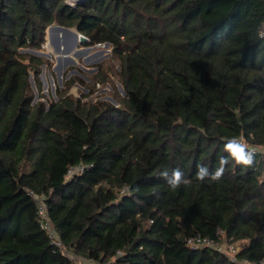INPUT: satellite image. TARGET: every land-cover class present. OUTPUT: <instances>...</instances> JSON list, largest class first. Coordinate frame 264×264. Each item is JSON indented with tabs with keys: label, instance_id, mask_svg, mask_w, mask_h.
Masks as SVG:
<instances>
[{
	"label": "trees",
	"instance_id": "1",
	"mask_svg": "<svg viewBox=\"0 0 264 264\" xmlns=\"http://www.w3.org/2000/svg\"><path fill=\"white\" fill-rule=\"evenodd\" d=\"M73 2L0 0V264H264V0ZM52 25L110 47L117 105L41 95L51 62L24 51ZM96 67L90 93L108 81ZM233 139L253 164L198 180ZM219 231L241 243L237 261L186 243Z\"/></svg>",
	"mask_w": 264,
	"mask_h": 264
},
{
	"label": "rangeland",
	"instance_id": "2",
	"mask_svg": "<svg viewBox=\"0 0 264 264\" xmlns=\"http://www.w3.org/2000/svg\"><path fill=\"white\" fill-rule=\"evenodd\" d=\"M69 3L74 5L73 0H69ZM48 39V36H46V43L42 50L24 51L51 62L50 67L46 65L41 67V95L47 99L56 101L62 93H67L78 99H82L84 102L105 101L115 105H117L116 98L126 96L121 85V80L116 75L120 71V67L117 64V60L112 58L113 51L108 45L85 46V44H78L74 50L75 53L73 52L71 55L74 61L63 70L60 76L59 71L54 69V67L60 65L61 62L64 63V58H61L62 61L60 62V54L55 51L54 46H51ZM38 53L49 54L50 58ZM100 63L106 64L108 81L105 84H97L96 82L95 92L90 93L91 87L95 85V77L98 75L96 66ZM33 88L36 91L35 102L43 100L41 95H39L40 93H37L34 82ZM70 257L74 260V264H82L79 258H75L73 255H70Z\"/></svg>",
	"mask_w": 264,
	"mask_h": 264
},
{
	"label": "built area",
	"instance_id": "3",
	"mask_svg": "<svg viewBox=\"0 0 264 264\" xmlns=\"http://www.w3.org/2000/svg\"><path fill=\"white\" fill-rule=\"evenodd\" d=\"M240 144L244 145L243 141H238ZM72 173V170L69 171V174ZM35 199L40 202L39 205V215H40V225L41 228L47 232L52 244H54L60 251L64 254H68L66 248L64 247L60 237L55 232L46 211V206L43 203V200L38 198L37 196L31 194ZM218 238H208L203 237L201 235H194L187 238L186 243L187 245L193 250H203V249H212L218 252H222L223 254L227 255L232 261H237L236 255L239 253L241 249V243L229 241L225 237L224 231L218 232ZM78 264V263H77ZM84 264H93L90 262H84Z\"/></svg>",
	"mask_w": 264,
	"mask_h": 264
},
{
	"label": "clouds",
	"instance_id": "4",
	"mask_svg": "<svg viewBox=\"0 0 264 264\" xmlns=\"http://www.w3.org/2000/svg\"><path fill=\"white\" fill-rule=\"evenodd\" d=\"M226 148L229 150V158L220 157V166L215 169L213 173H210L207 167L200 166L197 172L198 180L203 181L206 178L210 177L211 180L218 181L219 179H221L225 170V165L230 162V159L234 160L236 164H241L244 166H251L253 164V152H246L245 146L237 142L235 139L230 140L227 143ZM162 175L164 177H168V172L165 171L164 173H162ZM182 178L183 173L180 171V169L177 168L172 171L171 178L168 179V183L173 189H175L179 187L182 182L187 183V181L182 180Z\"/></svg>",
	"mask_w": 264,
	"mask_h": 264
},
{
	"label": "water",
	"instance_id": "5",
	"mask_svg": "<svg viewBox=\"0 0 264 264\" xmlns=\"http://www.w3.org/2000/svg\"><path fill=\"white\" fill-rule=\"evenodd\" d=\"M50 31V34H49ZM46 36L48 38L50 37L51 46H54L55 51L60 54L59 60L62 61L61 58H64L63 62H61L60 65H56L54 69L59 71V75L61 76L63 73V70L70 65L71 62L74 61L72 59L71 55L74 52L76 46L79 44H86L88 39L80 34L76 29L74 28H66L59 25H52L50 26L46 31ZM75 53V52H74ZM39 55L43 53H38ZM45 56L50 58L49 54H46Z\"/></svg>",
	"mask_w": 264,
	"mask_h": 264
},
{
	"label": "bare ground",
	"instance_id": "6",
	"mask_svg": "<svg viewBox=\"0 0 264 264\" xmlns=\"http://www.w3.org/2000/svg\"><path fill=\"white\" fill-rule=\"evenodd\" d=\"M49 34H50V31H49ZM48 40L50 41V44H51L52 38H51V40H50V37H49V39H48Z\"/></svg>",
	"mask_w": 264,
	"mask_h": 264
}]
</instances>
